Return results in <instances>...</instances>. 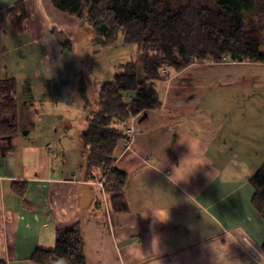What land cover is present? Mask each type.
<instances>
[{
    "label": "crops",
    "instance_id": "crops-1",
    "mask_svg": "<svg viewBox=\"0 0 264 264\" xmlns=\"http://www.w3.org/2000/svg\"><path fill=\"white\" fill-rule=\"evenodd\" d=\"M91 39L51 0H0V81L17 82L19 123L0 137V261L34 264L58 229L79 223L88 264H264L250 184L264 167V64L192 65L155 83L162 106L117 144L130 210L116 213L102 172L82 168L76 114L54 107L78 102L75 92L47 81L66 71L77 87L83 53L98 89L111 81L125 63L95 67Z\"/></svg>",
    "mask_w": 264,
    "mask_h": 264
},
{
    "label": "trees",
    "instance_id": "trees-1",
    "mask_svg": "<svg viewBox=\"0 0 264 264\" xmlns=\"http://www.w3.org/2000/svg\"><path fill=\"white\" fill-rule=\"evenodd\" d=\"M54 8L81 22L91 44H115L120 36L137 46V61L121 65L113 79L94 97L84 76L78 83L88 113L78 140L87 175L102 172V193L112 210L129 212L125 198L127 175L117 170L115 151L130 139L132 118L162 106L155 83L192 65L206 63L264 64V0H51ZM17 82L0 81V137L16 134ZM252 204L264 215V167L250 180ZM18 184H15L17 187ZM22 193V190H18ZM264 253V244L261 247ZM34 264H88L79 223L56 231L51 250H37ZM0 264H6L0 261Z\"/></svg>",
    "mask_w": 264,
    "mask_h": 264
},
{
    "label": "rangeland",
    "instance_id": "rangeland-1",
    "mask_svg": "<svg viewBox=\"0 0 264 264\" xmlns=\"http://www.w3.org/2000/svg\"><path fill=\"white\" fill-rule=\"evenodd\" d=\"M83 30L89 35L88 31H86L85 29H83ZM69 43H70V41L64 43L63 47H67L69 45ZM91 45H92L91 51L94 50L95 56H101L99 58V60L95 63V65H94L95 67H100L103 63L112 64L114 61L116 63L119 62V63H125L126 64V62H130V61L136 62L138 59V54H137V50H136L137 46L128 45L124 41L120 42V43H119V41H117L115 44H113L111 46H105L101 43L91 44ZM82 55L83 56H81L75 63V68H76L77 76H78L77 85H78L79 81L81 80V77L84 76L89 87H90V92L92 94V97H94V95L98 91V86L100 84V82H99L100 78L96 75L95 72L92 74V77L87 76L88 74H87L86 68H88V64H87V61L85 60L86 57H84L85 56L84 53ZM116 70L117 69L114 70V67H111V71L109 73V75H110L109 78L111 80L113 79L115 74H117L119 72V71L116 72ZM65 72L66 71H62V72L58 73V77H56V76L52 77L51 76L47 79V81H49V83L56 84V88H58V86L61 84L60 88H62V92L64 94L65 93L71 94V92L72 93L75 92V96H76V99L78 102H75L72 100L71 105H65V104L61 105L60 103H58V105H57V103H56L54 107H56L58 110L60 109L61 111L59 113L63 117H65V118L67 117V120H68L69 115L73 116L76 114V116H75L76 118L74 120V122L76 123V131L77 132L84 131L85 124L83 123V120L86 117L88 110L84 106V103H83L82 98H81L82 96L80 95L78 86L76 87V82L73 81V83H71V81H69V79L67 78L69 73L67 72L65 74ZM104 73L105 74L107 73V70L105 68H104ZM89 78H91V79L89 80ZM106 82L107 81H105L104 83H106ZM74 110H76V112Z\"/></svg>",
    "mask_w": 264,
    "mask_h": 264
},
{
    "label": "built area",
    "instance_id": "built-area-1",
    "mask_svg": "<svg viewBox=\"0 0 264 264\" xmlns=\"http://www.w3.org/2000/svg\"><path fill=\"white\" fill-rule=\"evenodd\" d=\"M137 131V127L135 124V118H132L128 126L126 127V133L130 137V140H132L135 136V133ZM101 189H103L102 184H100ZM104 194V192H103Z\"/></svg>",
    "mask_w": 264,
    "mask_h": 264
},
{
    "label": "clouds",
    "instance_id": "clouds-1",
    "mask_svg": "<svg viewBox=\"0 0 264 264\" xmlns=\"http://www.w3.org/2000/svg\"><path fill=\"white\" fill-rule=\"evenodd\" d=\"M216 177H217V173L215 172V176L213 178L216 179Z\"/></svg>",
    "mask_w": 264,
    "mask_h": 264
}]
</instances>
